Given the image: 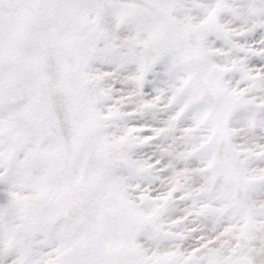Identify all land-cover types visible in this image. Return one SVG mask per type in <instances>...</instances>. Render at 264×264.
I'll return each mask as SVG.
<instances>
[{
  "label": "snow or ice",
  "instance_id": "snow-or-ice-1",
  "mask_svg": "<svg viewBox=\"0 0 264 264\" xmlns=\"http://www.w3.org/2000/svg\"><path fill=\"white\" fill-rule=\"evenodd\" d=\"M0 264H264V0H0Z\"/></svg>",
  "mask_w": 264,
  "mask_h": 264
}]
</instances>
